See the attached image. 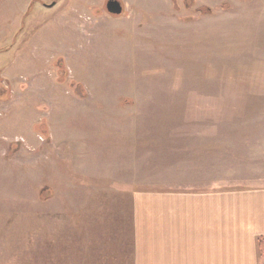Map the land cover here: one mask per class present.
I'll list each match as a JSON object with an SVG mask.
<instances>
[{"label": "rangeland", "instance_id": "obj_1", "mask_svg": "<svg viewBox=\"0 0 264 264\" xmlns=\"http://www.w3.org/2000/svg\"><path fill=\"white\" fill-rule=\"evenodd\" d=\"M107 1L0 0V264H56L96 192L201 186L203 142L220 187L264 173V0Z\"/></svg>", "mask_w": 264, "mask_h": 264}, {"label": "crops", "instance_id": "obj_2", "mask_svg": "<svg viewBox=\"0 0 264 264\" xmlns=\"http://www.w3.org/2000/svg\"><path fill=\"white\" fill-rule=\"evenodd\" d=\"M201 146L208 150L196 182L204 184L96 192L97 206L69 210L72 220L59 223L42 254L56 264H263L264 173L244 179L225 168L236 183L220 187L212 142Z\"/></svg>", "mask_w": 264, "mask_h": 264}, {"label": "water", "instance_id": "obj_3", "mask_svg": "<svg viewBox=\"0 0 264 264\" xmlns=\"http://www.w3.org/2000/svg\"><path fill=\"white\" fill-rule=\"evenodd\" d=\"M106 6L107 10L114 14H120L123 11V6L118 0H108Z\"/></svg>", "mask_w": 264, "mask_h": 264}, {"label": "trees", "instance_id": "obj_4", "mask_svg": "<svg viewBox=\"0 0 264 264\" xmlns=\"http://www.w3.org/2000/svg\"><path fill=\"white\" fill-rule=\"evenodd\" d=\"M258 250L260 252V255L264 257V237L258 238Z\"/></svg>", "mask_w": 264, "mask_h": 264}]
</instances>
